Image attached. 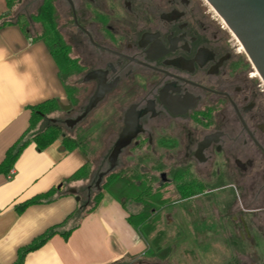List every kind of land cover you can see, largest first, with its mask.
Instances as JSON below:
<instances>
[{
  "label": "flooded vegetation",
  "instance_id": "flooded-vegetation-1",
  "mask_svg": "<svg viewBox=\"0 0 264 264\" xmlns=\"http://www.w3.org/2000/svg\"><path fill=\"white\" fill-rule=\"evenodd\" d=\"M52 4L87 98L62 106H69L64 120H46L86 143L97 132L108 165L100 179L148 162L149 178L161 180L154 192L173 186L178 194L180 170L181 181L205 186L264 244V83L220 17L204 0Z\"/></svg>",
  "mask_w": 264,
  "mask_h": 264
},
{
  "label": "crops",
  "instance_id": "crops-1",
  "mask_svg": "<svg viewBox=\"0 0 264 264\" xmlns=\"http://www.w3.org/2000/svg\"><path fill=\"white\" fill-rule=\"evenodd\" d=\"M6 11L5 0H0V15ZM49 99L61 106L69 104L58 66L45 43L32 37L20 22L0 29V162L27 129L29 107ZM87 161L80 149L68 151L59 140L44 149L32 142L14 162L12 174L0 173V264H13L18 249L77 207L75 186L62 182ZM52 188L56 189L52 201L16 210L18 203ZM127 216L124 204L104 192L101 202L67 239L52 236L26 253L21 264H134L144 260L155 236L149 239L141 234Z\"/></svg>",
  "mask_w": 264,
  "mask_h": 264
},
{
  "label": "rangeland",
  "instance_id": "rangeland-1",
  "mask_svg": "<svg viewBox=\"0 0 264 264\" xmlns=\"http://www.w3.org/2000/svg\"><path fill=\"white\" fill-rule=\"evenodd\" d=\"M40 2L41 0H20L10 11L9 17L11 21L19 20L23 29L28 30L29 34L35 38L39 35L40 26L37 21L32 20V17L35 15L36 7ZM238 49L241 51L240 46ZM254 73L255 71H253ZM81 75L82 73L71 74L64 78V82L68 86L75 83L80 106L87 98L85 88L80 80ZM65 118H67V114L63 109L47 115V119L62 121ZM44 124L45 121L38 123L31 132L35 128L43 127ZM63 129L66 133L70 132L65 126ZM71 133L79 135V132L76 131H71ZM85 151V155L89 159L87 175H84L83 172L80 180L66 185L75 186L80 196L79 201L82 203L92 200L95 193L100 190L104 179L99 178V173L108 168L107 163L102 160L105 153L100 149L97 132L87 141ZM122 167L125 173L133 171V165H122ZM150 167L151 165L145 162L144 165L136 168V172H133L139 176H146L143 173H148L147 176L150 177L153 174ZM200 168L205 170L202 172L204 177L201 176V179L209 182L205 178L209 166ZM166 171L167 166L162 172L165 173ZM154 174L157 177L155 176L152 182L148 179H144L145 181L142 182L143 185L150 186L151 193L161 184L159 173ZM135 187L137 188L136 185ZM169 187L170 191L162 190L160 192L163 199L169 200L164 205H160L153 216L155 230L147 235L151 239L157 232L162 233L159 248L154 245L150 246L147 257L134 264H264V244L260 242L258 231L245 230L239 214L231 213V211L228 213L219 208L218 200L206 188L204 192L184 199L180 198V194L175 192L173 186ZM138 191L139 188L133 191L132 196ZM225 200L226 198H222L223 202ZM123 204L127 208L128 214H137L142 209V203L133 198L123 200ZM96 206L93 205L91 208L94 209ZM161 251H166V256H161L159 254Z\"/></svg>",
  "mask_w": 264,
  "mask_h": 264
},
{
  "label": "trees",
  "instance_id": "trees-1",
  "mask_svg": "<svg viewBox=\"0 0 264 264\" xmlns=\"http://www.w3.org/2000/svg\"><path fill=\"white\" fill-rule=\"evenodd\" d=\"M19 1L20 0H5L7 11L6 13L0 15V29L14 23H19V20L11 21L9 19L10 11L15 5L19 3ZM32 18V20L37 21L38 24L42 26V32H39V35L36 37V39H40L45 43L51 56L56 62L58 69H60V79L65 85L69 103L77 105L79 99L77 97L76 87L65 84L64 78L70 76L71 74H77L81 72L82 69L76 65L75 60L71 58L69 47L67 44H65V42L62 40V37L56 30V17L52 0H44L41 6L36 9V13ZM59 109L63 108L55 99L45 100L29 107L30 118L28 127L5 151L4 157L0 162L1 174L7 175L9 173L22 150L32 142L36 144L38 149H44L59 140L63 148L66 150L70 151L78 148L85 154L86 139L84 137L73 138L64 132L62 124L46 121L47 115L49 113L57 112ZM43 121H45L43 127L37 129L35 128V130L31 132L35 125H38V123L40 124V122ZM88 167L89 162L85 163L75 173L65 179L62 182L63 186L80 180V176L83 172L84 175H87L89 170ZM182 174L183 172L180 170L173 174L176 180V188L178 190V194H180V198H188L202 192L205 189V186L201 184L195 185L191 181H181ZM144 179H148L150 182L154 180V178H149L147 175L139 176L134 172L124 175L122 173H111L107 175L102 182L100 190L95 193L92 200L85 203L79 201L77 207L62 222L47 228L42 234L35 237L30 244L18 249L16 260L13 264H21L26 253L36 250L56 234L62 236L64 239H67L70 234L79 227L86 214H88L93 209L91 207L93 205L96 206L101 201L103 196L102 192H106L114 200L122 203L123 200H131V198L136 201H140L142 203L141 211L137 214H128L127 221L144 236L151 234L155 230L153 216L160 208V205H164L169 199H163V197H161V195L158 193H151L150 186L143 185L144 183L142 182L145 181ZM138 188L139 191L134 196H132L131 193L138 190ZM54 194H56V189L52 188L45 193H41L18 203L16 205V210L21 212L32 204L50 202L56 198ZM161 238L162 233L157 232L155 235L154 246L159 248L158 245ZM159 254L161 256H166L167 252L161 251Z\"/></svg>",
  "mask_w": 264,
  "mask_h": 264
},
{
  "label": "water",
  "instance_id": "water-1",
  "mask_svg": "<svg viewBox=\"0 0 264 264\" xmlns=\"http://www.w3.org/2000/svg\"><path fill=\"white\" fill-rule=\"evenodd\" d=\"M224 20L231 32L242 44L244 53L264 83V0H206ZM99 97L90 99L79 121L98 102ZM64 107V110L68 109ZM118 150H113L116 154ZM61 184L57 186L59 189ZM75 194V191H72ZM80 200L79 196L75 197Z\"/></svg>",
  "mask_w": 264,
  "mask_h": 264
},
{
  "label": "bare ground",
  "instance_id": "bare-ground-1",
  "mask_svg": "<svg viewBox=\"0 0 264 264\" xmlns=\"http://www.w3.org/2000/svg\"><path fill=\"white\" fill-rule=\"evenodd\" d=\"M207 4H208V2L206 1V0H204ZM209 5V4H208ZM210 6V8L212 9V11L213 12H215L217 15H218V13L214 10V8L211 6V5H209ZM219 16V15H218ZM220 17V16H219ZM220 19L222 20V22L224 23V25H225V27H226V29L228 30V27L226 26V23L224 22V20L220 17ZM231 33V32H230ZM232 34V33H231ZM233 35V34H232ZM234 36V35H233ZM235 37V36H234ZM236 38V37H235ZM237 39V38H236ZM238 40V39H237ZM240 43V42H239ZM240 48H241V51H243L244 52V49H243V46H242V44L240 43ZM256 70V69H255ZM255 74H256V77H259V74H258V72L256 71L255 72Z\"/></svg>",
  "mask_w": 264,
  "mask_h": 264
},
{
  "label": "built area",
  "instance_id": "built-area-1",
  "mask_svg": "<svg viewBox=\"0 0 264 264\" xmlns=\"http://www.w3.org/2000/svg\"><path fill=\"white\" fill-rule=\"evenodd\" d=\"M12 174V171H9L8 175Z\"/></svg>",
  "mask_w": 264,
  "mask_h": 264
}]
</instances>
